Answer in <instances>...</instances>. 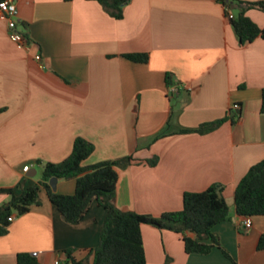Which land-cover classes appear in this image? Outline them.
I'll list each match as a JSON object with an SVG mask.
<instances>
[{"label": "crops", "instance_id": "0c3cea01", "mask_svg": "<svg viewBox=\"0 0 264 264\" xmlns=\"http://www.w3.org/2000/svg\"><path fill=\"white\" fill-rule=\"evenodd\" d=\"M16 3L18 28L30 43L18 48L0 18V189L20 195L38 184L44 166L66 160L82 138L95 147L84 166L134 158L118 169L119 209L160 217L182 210L186 192L222 186L230 220L215 235L238 264H264V216L245 230L235 206L237 185L264 159V39L241 45L219 0H132L121 20L98 1ZM246 15L264 29V11ZM127 54L149 61L134 63ZM171 85L180 92L170 93ZM222 119L211 133H181ZM76 187V180L59 179L56 192L74 195ZM40 199L24 215L13 212L0 236V264H18L22 253L55 264L69 249L77 262L92 264L106 211L93 203L71 225L45 189ZM10 200L0 194V208ZM142 234L148 264H232L218 248L187 254L172 231L143 225Z\"/></svg>", "mask_w": 264, "mask_h": 264}, {"label": "trees", "instance_id": "16d2710c", "mask_svg": "<svg viewBox=\"0 0 264 264\" xmlns=\"http://www.w3.org/2000/svg\"><path fill=\"white\" fill-rule=\"evenodd\" d=\"M98 1L115 19L124 17V8L130 0H89ZM226 9L241 45L264 39V29L260 28L247 15L246 11L256 8L264 11V3H248L239 0H219ZM233 6H237L233 9ZM233 18L229 16L232 13ZM25 35V34H24ZM26 36V35H25ZM27 37V36H26ZM128 60L146 64L147 54H127ZM262 113L264 114V89L262 93ZM234 117V116H233ZM234 120V119H232ZM226 119L201 125L195 130H183L181 133L205 135L218 129ZM92 143L79 138L74 144L71 155L63 162L47 163L44 166L42 180L33 187L17 195L14 189H0V194H8L11 200L0 208V236L6 235L10 226L9 218L13 212L19 216L29 212L33 205H40V192L45 189L54 207L64 221L71 225L80 224L89 213L92 204L97 203L106 211V218L101 228L100 244L90 251L92 264H148L144 248L142 226L150 225L160 230L172 231L182 236L187 254L208 255L215 248L220 249L232 264H238L224 250L214 228L230 220V207L224 196L222 186L213 185L203 192H186L183 208L180 211L167 212L160 217L141 215L119 209L116 204V188L119 180L118 169L130 166L134 158L126 157L117 161H105L92 166L84 162L94 153ZM147 163L155 167L159 163L156 157ZM76 180L74 195H61L49 185L52 178ZM236 212L242 217L264 216V159L254 165L239 182L235 191ZM258 250L264 251V235L258 243ZM75 249L64 251L61 264H85L77 262ZM18 264H40L37 257L22 253L18 255ZM166 264H172L168 259Z\"/></svg>", "mask_w": 264, "mask_h": 264}, {"label": "built area", "instance_id": "2783aa9c", "mask_svg": "<svg viewBox=\"0 0 264 264\" xmlns=\"http://www.w3.org/2000/svg\"><path fill=\"white\" fill-rule=\"evenodd\" d=\"M132 1V0H130ZM230 18H233V15L231 14L229 16ZM0 18L6 19L8 22V33L11 40L18 46V48H26L30 41L29 39L19 30L20 25V18H19V10L16 3V0H0ZM36 60L38 62L42 61L41 55L36 56ZM181 88L178 85H171L169 87V91L172 94H178L180 92ZM239 106L235 105L232 109L238 110ZM30 170L29 166H26L24 168V172L27 173ZM14 221L13 216L9 218V222L12 223ZM253 222L252 217H244L241 226L245 230H249L252 228ZM34 257H38V253L33 254ZM55 264H61L59 260L56 261Z\"/></svg>", "mask_w": 264, "mask_h": 264}, {"label": "water", "instance_id": "95a60500", "mask_svg": "<svg viewBox=\"0 0 264 264\" xmlns=\"http://www.w3.org/2000/svg\"><path fill=\"white\" fill-rule=\"evenodd\" d=\"M58 178L57 177H54V178H52L51 180H50V182H49V185L51 186V188H52V190L54 191V192H56V190H57V186H58Z\"/></svg>", "mask_w": 264, "mask_h": 264}]
</instances>
